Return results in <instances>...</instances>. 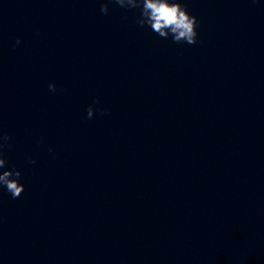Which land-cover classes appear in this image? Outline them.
I'll return each instance as SVG.
<instances>
[{"label": "water", "instance_id": "1", "mask_svg": "<svg viewBox=\"0 0 264 264\" xmlns=\"http://www.w3.org/2000/svg\"><path fill=\"white\" fill-rule=\"evenodd\" d=\"M86 109L0 87V264H264V114Z\"/></svg>", "mask_w": 264, "mask_h": 264}, {"label": "clouds", "instance_id": "2", "mask_svg": "<svg viewBox=\"0 0 264 264\" xmlns=\"http://www.w3.org/2000/svg\"><path fill=\"white\" fill-rule=\"evenodd\" d=\"M252 2L255 3L256 0ZM109 3H115L126 11L138 10L135 16L136 24L141 28L150 27L161 38L171 37L176 44L195 45L199 42L197 29L201 21L188 11L187 5L182 0H106L100 6L101 13L108 14ZM21 42V39L17 37L14 47L20 45ZM48 88L52 92L56 91L54 83H50ZM94 103L98 104L99 98H96ZM86 112V119H92L94 113L99 112L103 116L108 110L89 105ZM10 140L11 136L8 133L0 132V169H4L7 165L4 149L12 148ZM41 142L42 140L37 141V143ZM49 151L51 152L52 149L50 148ZM28 163L35 164L36 161L29 157ZM20 178L21 172L14 166L0 172V187L5 188L13 199L20 198L25 191V185L20 182Z\"/></svg>", "mask_w": 264, "mask_h": 264}]
</instances>
